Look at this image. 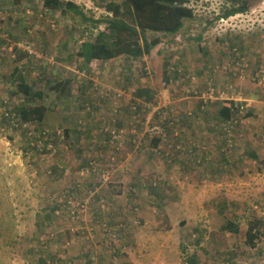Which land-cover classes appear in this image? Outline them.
I'll use <instances>...</instances> for the list:
<instances>
[{
    "label": "rangeland",
    "instance_id": "1",
    "mask_svg": "<svg viewBox=\"0 0 264 264\" xmlns=\"http://www.w3.org/2000/svg\"><path fill=\"white\" fill-rule=\"evenodd\" d=\"M74 1L77 11L0 0V264H263L264 0L228 17L224 0H192L177 33H146L160 38L148 55L88 64L80 44L123 0ZM19 76L42 84L32 102L48 108L42 122L15 113L26 102ZM225 99L240 104L226 155ZM133 101L144 109L129 111ZM74 190L94 215L59 209ZM226 219L238 233L222 229Z\"/></svg>",
    "mask_w": 264,
    "mask_h": 264
},
{
    "label": "trees",
    "instance_id": "2",
    "mask_svg": "<svg viewBox=\"0 0 264 264\" xmlns=\"http://www.w3.org/2000/svg\"><path fill=\"white\" fill-rule=\"evenodd\" d=\"M9 1L12 2V0ZM191 1L192 0H123V2L119 4L110 2L105 6L110 16H105L104 19L96 20L97 23H106L105 28L97 33L94 40L82 42L77 56L88 64L92 61H109L119 56H128L136 59L148 55L151 49L160 43V38H149L146 33H177L183 27L184 20H190L194 15L193 8L189 5ZM224 1L227 2L228 5L221 14L223 17H228L235 13L246 12L254 5V0ZM17 3L18 2H15V4ZM68 5L69 7L73 6L71 4ZM43 6L46 9H55L65 5H62L60 0H43ZM72 9L76 10V8ZM163 65L165 69L169 66L166 61ZM67 84L68 82H57L52 86V89L59 91V89H64ZM33 85L34 87L32 84L20 79V76L19 83L16 85L17 93L24 95L26 97V102L16 105L15 113L17 112L22 122L27 124L36 121L42 122L48 111L44 103H32L35 98L41 99L43 97L42 84L34 83ZM135 96H145V98H143L144 101L151 100V97L147 96L146 90L143 91L141 88L136 90ZM134 102L135 104L128 105L129 111L131 109L130 107H134L137 112L144 109L137 101H133V103ZM238 106H240V104H235L231 100H222L217 109L218 118H220L221 121L230 119L238 110ZM7 114H9V112H7ZM138 124L140 123L138 122ZM100 130L103 131V129ZM70 132L69 128H64L62 130V137L65 140L69 139ZM151 142L153 145L157 146L160 140L159 138H153ZM109 182L110 181L107 183ZM82 201L86 200L82 199L79 193L74 190L73 200H70L69 203L63 200L59 209L69 210V208H71L70 215L72 216L71 212H73V216L78 215L79 209L81 208L80 206L83 204ZM90 201L91 198L87 200L84 209H86V205H88L91 216L94 215V213L91 209L92 204ZM101 211L103 212L105 210L101 209ZM260 223L258 218H255L253 222H249V226L245 232V244L249 248L256 247L257 240L261 234L260 228L257 227L256 224ZM236 224L238 223L235 220L226 219L222 224V229L234 234L238 233L239 229ZM61 249L62 251L64 250V248ZM64 258L60 254H56V259L58 261H62ZM191 263L197 264V258L194 257Z\"/></svg>",
    "mask_w": 264,
    "mask_h": 264
},
{
    "label": "built area",
    "instance_id": "3",
    "mask_svg": "<svg viewBox=\"0 0 264 264\" xmlns=\"http://www.w3.org/2000/svg\"><path fill=\"white\" fill-rule=\"evenodd\" d=\"M26 48L28 49V46H26ZM260 67H261V71L264 72V70H263L264 69V62L260 65ZM259 85L264 88V75H262L261 79L259 80ZM210 90L213 91L212 89H210ZM155 111L156 110L154 107L150 108L151 114L154 113ZM233 122H236V120L233 121V118L230 117V119L224 120L221 123V130L223 132L224 139H225L224 140V148L222 149V151L224 152L225 155L227 154V152L229 150V146H231V132H232V127H233ZM122 136L123 135H119V134L114 133L113 139L116 141H119L122 138ZM118 137H119V139H118ZM107 174H108V172L104 170V173H102V182H108L109 181V175H107ZM80 207L81 208L79 209V213L82 211V209L85 207V205L82 204ZM71 214L73 216V212H71Z\"/></svg>",
    "mask_w": 264,
    "mask_h": 264
},
{
    "label": "crops",
    "instance_id": "4",
    "mask_svg": "<svg viewBox=\"0 0 264 264\" xmlns=\"http://www.w3.org/2000/svg\"><path fill=\"white\" fill-rule=\"evenodd\" d=\"M13 1H14V0H13ZM18 1H19V0H16V1H14V3H15V2H18ZM61 1H62V0H61ZM70 2H71V0H70L69 2H67V3H62V5H65V6H66L67 4H71V5H73L72 8H76V9H77V5H79V4H78L76 1H74V3H73V2L70 3ZM42 3H43V0H42ZM58 8H59V7H58ZM81 44H82V43H81ZM81 44H80V45H81ZM115 59H116V58H115Z\"/></svg>",
    "mask_w": 264,
    "mask_h": 264
}]
</instances>
